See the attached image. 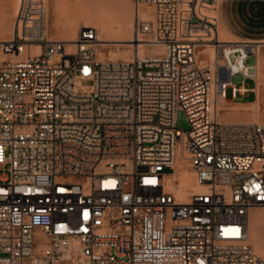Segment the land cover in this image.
<instances>
[{
  "label": "built area",
  "instance_id": "obj_1",
  "mask_svg": "<svg viewBox=\"0 0 264 264\" xmlns=\"http://www.w3.org/2000/svg\"><path fill=\"white\" fill-rule=\"evenodd\" d=\"M133 2L154 50L125 61L97 58L92 27L52 38L46 0H18L0 40V264H264L248 243L264 124L217 111L257 79L256 44L219 41L220 0ZM178 146L201 188L185 202L165 189Z\"/></svg>",
  "mask_w": 264,
  "mask_h": 264
},
{
  "label": "bare ground",
  "instance_id": "obj_2",
  "mask_svg": "<svg viewBox=\"0 0 264 264\" xmlns=\"http://www.w3.org/2000/svg\"><path fill=\"white\" fill-rule=\"evenodd\" d=\"M17 2L18 0H13L12 2L11 18L14 17ZM46 4H47V29L49 30L48 18L49 16H51L52 20L54 21V25L56 26L54 27L56 30V35L53 36V38H58L60 40H72L75 35L72 34L73 32L71 29L70 30L68 29V31L64 33H60L57 30V26H64L67 24L74 25L78 21H82L83 26L99 27L101 33L107 37L110 29L108 27L109 24H113V23L116 24L117 22L115 21L114 18L107 16L108 11L104 10L102 6L98 7L96 9V12L94 11L91 12L90 11L91 8L88 3V0H46ZM48 10H49V16H48ZM134 17L142 18V20H151V15L149 14L148 10L142 9L141 6H138V9L136 8L134 9ZM65 27L69 28L70 26L69 27L65 26ZM111 27L112 29L114 28V26ZM115 28L117 29L116 33L119 35V37H124L129 34L127 28L122 26L121 24H117ZM10 33H11V27L8 32V35L4 38L5 40L9 37ZM218 39L219 41L225 42V35L220 28L218 29ZM98 42H99V46H106V44H111L113 46H121V45L123 46L125 44L128 47V49L125 51V55L122 57V59L125 61H130L136 56L137 57L149 56L154 50L153 46L148 44L147 41L140 39L136 36L133 38L130 37L125 40L121 39L117 41L98 39ZM205 51H207L210 54V59H212L213 58L212 51L207 48L204 51L200 52L199 54H205ZM108 54L109 56L105 57L100 51L97 50L98 59H104V58H108L110 60L117 59L116 52L111 50ZM201 62L206 63L207 61L201 60ZM260 62L261 61L259 57H257L258 77L260 75L259 74V70L261 67ZM258 83L259 82L257 79V85ZM226 106L227 103L225 102V100L222 97H219L217 99V111L218 112L227 111L228 109L226 108ZM252 122H259V121L257 119H253ZM179 163H181V166L178 168ZM173 169H174V174L171 176H167L165 178L166 181L165 189L169 191L171 194L175 195L179 202H185L188 196L199 192L201 188L196 184L193 177V172L188 169V163L185 159V154L182 151L181 146H178V149L175 152ZM175 181H177L178 184H176ZM257 221H258L257 219H254L251 222H249V226H251L253 232L257 230Z\"/></svg>",
  "mask_w": 264,
  "mask_h": 264
},
{
  "label": "rangeland",
  "instance_id": "obj_3",
  "mask_svg": "<svg viewBox=\"0 0 264 264\" xmlns=\"http://www.w3.org/2000/svg\"><path fill=\"white\" fill-rule=\"evenodd\" d=\"M13 0H0V40H5L4 38L8 35V32L11 27V33L7 39H9L13 32V18H11V5ZM88 3L91 8V12H96V9L98 7H103L104 10L108 11V17H112L115 19L116 24H109V33L106 36H104L99 27H93L97 32V38L98 39H106L108 41H117V40H125L128 38H133L136 36V32L134 29V9L135 4L133 0H88ZM93 7H92V6ZM47 9V4H46ZM10 14V17L8 16ZM48 16H49V10H48ZM3 19V20H2ZM112 20V19H111ZM3 21V22H2ZM113 21V20H112ZM51 17H49V33L53 36L56 35L55 28L51 25ZM117 24H121L122 26L127 28V31L129 34L124 37H119V35L116 33L117 29L115 26ZM111 26H114L112 29ZM83 27L82 21H78L75 24V27L72 30V34H76L79 28ZM90 27V26H88ZM134 34V35H133ZM106 37V38H105ZM140 39H143L145 41H150L151 37L150 35H141L139 36ZM6 39V40H7ZM58 39V38H54ZM128 49V47L124 44L123 46H113L111 44H106V46H99L97 50L100 51L105 57L109 56V52L112 50L117 53V60H123L122 57L125 55V51ZM198 60H207L206 54H198L197 56ZM248 63H253L254 58L251 57L247 60ZM231 83L233 85L239 86L241 84V78L238 76H233L231 78ZM244 86L249 88L253 86V81L251 80H245L243 81ZM225 98L227 101L230 102H247L249 100H252V95H247L243 98L237 97L236 99H232L231 97V91L230 88L226 89L225 92ZM228 109L227 111L218 112L221 121L222 122H252L253 119H257L259 123H264V89L257 90V99L255 103L244 106L242 108L233 107V106H226ZM237 108V109H236ZM233 109V110H232ZM175 127L181 130H188V123L185 118V115L183 112L178 111L175 114ZM181 166V163H179L178 168ZM7 169V166H5V170ZM175 169V168H174ZM165 172H169V170H166ZM3 171H0V174H2ZM260 215H262L260 210H255ZM260 229L264 232V225L262 221L259 222ZM260 234L257 237H253L251 234V231L249 230L248 234V243L253 247L255 253L261 257L264 260V233H260L257 229V233Z\"/></svg>",
  "mask_w": 264,
  "mask_h": 264
},
{
  "label": "crops",
  "instance_id": "obj_4",
  "mask_svg": "<svg viewBox=\"0 0 264 264\" xmlns=\"http://www.w3.org/2000/svg\"><path fill=\"white\" fill-rule=\"evenodd\" d=\"M8 16L10 17V14ZM217 18H218L217 28L218 29L220 28L223 31L225 35V42L242 41V42L255 43L256 44V61H257V57H259L261 61L259 77L257 74V79L259 82L258 85H257V79H256L255 81H253L254 83L253 86L249 87L250 89L249 92L243 95L237 94L235 97L231 96L232 99H236L237 97L243 98L247 95H252V100H249L247 102H244V101L230 102V101H227L226 98L224 99L225 102L227 103V106L242 108L244 106H248V105L255 103L257 99V90L264 89V77H263L264 76V0H220L219 6H218ZM75 24L57 26V30L60 33H64L68 31V29L73 30V27H75ZM51 25L53 27H56L54 25L53 20L51 22ZM65 26L67 27L70 26V27L66 28ZM48 27H49V18H48ZM50 36L53 38V35L50 34ZM257 49H258V52H257ZM224 123L245 124V123H254V122H243L242 121V122H224ZM261 124H264V123H261ZM254 219L258 220L257 221L258 231L261 234L264 233L259 227V222L260 220L262 221V215H260L256 211H251L248 215V234L250 230L252 236L257 237L260 234H255L257 233V230L253 232L251 226H249V222H251Z\"/></svg>",
  "mask_w": 264,
  "mask_h": 264
}]
</instances>
